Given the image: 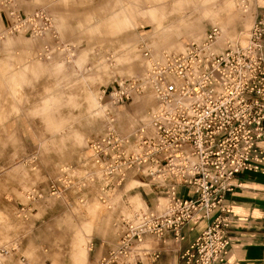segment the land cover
I'll return each instance as SVG.
<instances>
[{
  "label": "built area",
  "instance_id": "built-area-1",
  "mask_svg": "<svg viewBox=\"0 0 264 264\" xmlns=\"http://www.w3.org/2000/svg\"><path fill=\"white\" fill-rule=\"evenodd\" d=\"M15 1L3 0L12 19L10 33L49 34L58 44L55 50L68 60L75 56L70 45H62L45 10L23 16L10 8ZM221 33L211 26L202 43L160 58L144 48V73L117 77L102 91L105 130L89 141L85 158L61 167L46 189L27 192L29 205L71 196L84 206L94 196L108 204L131 177L149 182L152 193L146 197L155 199L140 208L122 201L114 219L117 243L93 264H165L170 243L172 264H229L226 195L238 174L264 173V21L255 18L245 45L229 43L220 53L215 45ZM51 51L45 45L39 56ZM147 93L155 98L151 119L121 133L116 109ZM182 188L192 195L182 197ZM159 197L166 199L163 210ZM21 211L25 217L28 209ZM199 217L210 224L185 245ZM14 245L0 248V264L17 251Z\"/></svg>",
  "mask_w": 264,
  "mask_h": 264
},
{
  "label": "rangeland",
  "instance_id": "rangeland-1",
  "mask_svg": "<svg viewBox=\"0 0 264 264\" xmlns=\"http://www.w3.org/2000/svg\"><path fill=\"white\" fill-rule=\"evenodd\" d=\"M253 3L249 14L256 18ZM7 6L0 0V248L15 243L17 251L3 264H93L117 243L112 227L106 236L96 235L106 233L95 220L99 208L81 221L72 212L80 206L71 196L29 205L27 192L46 189L61 167L85 158L89 141L105 130L102 91L117 77L141 76L148 45L153 55L184 52L189 44L204 41L214 24L227 28L221 44L229 37L243 43L250 25L244 29L234 0H16L10 5L23 16L45 10L62 45L73 48L75 56L68 60L55 50L58 44L49 34L10 33ZM45 45L51 55L39 56ZM154 105L147 93L118 107L119 131L128 134L139 127ZM140 185L130 183L128 190ZM124 187L117 192L123 203H130L129 196L146 204L156 197H146L151 188L126 193ZM186 192L182 188L181 196ZM157 204L163 208L165 201ZM22 207L28 209L25 217ZM89 223L87 233L83 228ZM77 245L89 249L86 261L75 256Z\"/></svg>",
  "mask_w": 264,
  "mask_h": 264
},
{
  "label": "crops",
  "instance_id": "crops-1",
  "mask_svg": "<svg viewBox=\"0 0 264 264\" xmlns=\"http://www.w3.org/2000/svg\"><path fill=\"white\" fill-rule=\"evenodd\" d=\"M253 4H255L257 10V17L264 21V0H255ZM261 147L264 149V143L261 144ZM233 183L235 188L232 192L227 193L225 198V203L230 209L229 218L231 221V227L228 232L231 243L228 263L264 264V173L242 172L236 176ZM191 195L192 192L187 189L184 198ZM120 200V198L117 200L114 211L107 212L99 209L95 220L99 226L105 229L106 233H97L96 235L106 236L108 234L110 227H112L114 214L120 209L122 203ZM93 207H95L94 203L88 209L83 211L75 210L73 213L78 215L82 221L88 218L89 211ZM192 224L194 226V234L190 233L187 235L188 239L185 245L191 243L201 234L209 226L210 222L199 217ZM68 225L73 226L75 224L70 221ZM92 225V223L87 224L83 230L87 233L91 232ZM92 238L94 237L92 236ZM172 244L170 243V247H168L165 264H170L168 258L171 257L173 259L169 253V249L173 247ZM84 247L77 245L73 252L76 257L86 261L88 252L85 251ZM93 247L94 244H92L91 251Z\"/></svg>",
  "mask_w": 264,
  "mask_h": 264
},
{
  "label": "bare ground",
  "instance_id": "bare-ground-1",
  "mask_svg": "<svg viewBox=\"0 0 264 264\" xmlns=\"http://www.w3.org/2000/svg\"><path fill=\"white\" fill-rule=\"evenodd\" d=\"M247 2H248V3H247ZM251 3H252V0H234V5H235V10H236V12H237L239 15H241V16L243 15L242 17H243V19H244V29H245L247 23L250 25V29H249V31H247V37H246V39H245V42H243V43L240 42L242 45H245V44H246V42H247V40H248V38H249V36H250V30H251V28H252V26H253V25H252V24H253V21H254V19H255V16H254L253 13H252V14H249V10H250V8H251ZM245 14H246V15H245ZM246 21H247V22H246ZM213 26H218V27H220V29H221V31H222L221 36H220V38L217 40L216 45H215V49L217 50V52L220 51V49H222V48H226V47L228 46L229 43H235V41H238V40H236V39H234V38H232V37H229V38L226 39V41H225L224 44H221L220 41H221L222 39H224L225 32L227 31V28L224 27V25H222V24H214ZM202 42H203V41H202ZM202 42H200V43H202ZM238 42H239V41H238ZM198 44H199V43H198ZM148 47L154 49V48L152 47V45H150V46L148 45ZM155 51H156V50H155ZM162 51H165L167 54L182 53V52H171V51H168V50H160V51H156V53H155L156 55H155V56H156L157 58H160L161 56H163L164 54H166V53H161ZM151 94H152V93H151ZM152 95H153V94H152ZM136 97H139V96H136ZM153 97H154V96H153ZM134 98H135V97H134ZM134 98H133V99H134ZM133 99L131 100V102L133 101ZM154 104H155V98H154ZM154 108H155V105L153 106V108H151V111H148V112H147V114H146V116H145V120L142 121L143 123H144V122H145V123L149 122V120L151 119V114H152V111L154 110ZM130 183L141 184V185H140V186H135L134 188L128 190V185H129ZM141 187L150 189L151 186H150L149 183H147V182H145V181H142V179L139 178L138 176H135V177L130 178V179L127 181V183L125 184V187H124V191H125L126 193H129L130 191L135 190V189H137V188H141ZM119 198L121 199V198H122V195H121V194H117V193H115L114 196L111 197V199H110V201H109L108 204H103V203H101V202L98 200V198H97L96 196H94L91 200H88L84 206H80V207H78V208H77V207H76V208H73L72 212L75 211V210H81V211H83V210H85V209H88L93 203L95 204V206H97V207L100 209V211L111 212V211H114V210H115V208H116V202H117V200H118ZM129 199H130V203H131L135 208L146 207V206L148 205V204L143 203V202L138 203V202H136V201H133V198L130 197V196H129ZM159 199H163V200L165 201V205L163 206V208H161L160 205L157 204V205H158V208H159L160 210H163V209L166 207V199H165L164 197H159ZM156 202H157V200H156ZM112 227H113V229H114V219H113V221H112ZM114 233L116 234L115 229H114ZM84 249H85V251H87V252L89 251L88 248H85V247H84Z\"/></svg>",
  "mask_w": 264,
  "mask_h": 264
}]
</instances>
